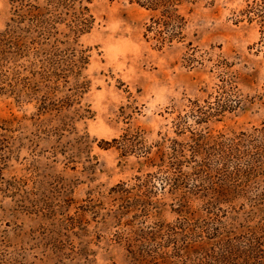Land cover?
Segmentation results:
<instances>
[{
    "label": "rangeland",
    "instance_id": "obj_1",
    "mask_svg": "<svg viewBox=\"0 0 264 264\" xmlns=\"http://www.w3.org/2000/svg\"><path fill=\"white\" fill-rule=\"evenodd\" d=\"M255 1L199 0L192 14L182 11L190 19L185 42L157 50L145 38L151 13L129 0H85L95 18L90 32L76 36L57 25L30 53H7L0 93L10 94L15 77L37 82L40 91L18 101L0 95V118H38L48 95L40 122L52 137L3 173L31 181L27 199H0V264H162L146 258L141 235L160 222L174 224L177 202L159 189L144 213L147 187L137 177L158 169L145 165L142 153L154 156L166 136L185 140L188 132L175 134L177 118L191 102L215 106L223 78L235 82L239 108L202 126L190 121L191 128L232 136L264 125V27L248 12ZM16 7L0 0V32ZM128 144L134 149L125 150ZM35 161L31 177L25 168ZM201 207L195 199L193 209Z\"/></svg>",
    "mask_w": 264,
    "mask_h": 264
},
{
    "label": "trees",
    "instance_id": "obj_2",
    "mask_svg": "<svg viewBox=\"0 0 264 264\" xmlns=\"http://www.w3.org/2000/svg\"><path fill=\"white\" fill-rule=\"evenodd\" d=\"M10 1L17 7L11 24L0 32V61L11 51L16 56L30 53L38 38L51 40L57 34V25H66L80 36L90 32L95 24L85 0H42V5L38 4L40 0H34L36 4L32 0ZM129 1L151 13L145 38L157 50L174 42H185L190 19L182 11L187 9L190 15L199 3V0ZM253 4L248 12L260 18L264 27V0ZM188 46L191 51L196 50L193 42ZM15 79V85L10 83V94L0 95L8 94L17 101L38 95L37 82ZM236 95L233 79L223 78L215 106L211 102L205 106L191 102L190 111L177 118L175 134L183 137L188 132L185 140L166 136L155 146L154 156L152 149L142 153L144 164L158 170L137 177L139 187H147L146 201L141 208L149 214V207L154 206L150 198L157 190L168 189L177 202L173 211L179 215L174 224L160 222L156 230L143 231L146 258L162 264H264V125L232 136H212L209 132L193 130L190 124L193 121L202 126L214 117L218 119L226 112H234L240 105ZM47 96L40 100L38 118H19L14 114L0 118V199H27L30 177L14 176L5 180L3 173L23 164L24 151L34 154L39 140L52 137L40 122L49 107ZM123 147L134 149L129 144ZM57 155L55 148L54 164H57ZM37 163L31 162L25 168L31 177L38 173ZM195 199L202 203L201 209H193ZM200 210L203 215L199 214Z\"/></svg>",
    "mask_w": 264,
    "mask_h": 264
}]
</instances>
